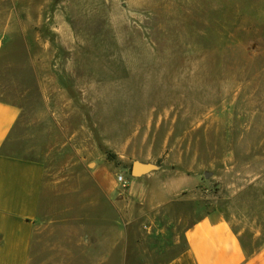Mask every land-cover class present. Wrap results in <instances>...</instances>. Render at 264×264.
I'll use <instances>...</instances> for the list:
<instances>
[{
    "label": "rangeland",
    "instance_id": "1",
    "mask_svg": "<svg viewBox=\"0 0 264 264\" xmlns=\"http://www.w3.org/2000/svg\"><path fill=\"white\" fill-rule=\"evenodd\" d=\"M11 4L26 29L0 67V95L24 109L16 151L30 142L37 113H50L40 85L49 80L70 84L77 123L89 113L110 146L139 128L155 146L138 145L137 156L200 177L199 197L169 215L133 219L126 208L124 264H161L183 247L187 225L214 209L245 224L246 201L264 199V0H0V26ZM93 131L88 150L103 142ZM111 150L76 170L78 188L53 193L30 264H91L85 242H99L102 222L98 209L85 222L87 175L110 165L115 181L132 179V162Z\"/></svg>",
    "mask_w": 264,
    "mask_h": 264
},
{
    "label": "crops",
    "instance_id": "2",
    "mask_svg": "<svg viewBox=\"0 0 264 264\" xmlns=\"http://www.w3.org/2000/svg\"><path fill=\"white\" fill-rule=\"evenodd\" d=\"M9 9L8 18L0 26V67L10 51V41L26 35L25 23L14 12L16 7L11 4ZM35 62L39 78H44L42 59ZM40 85L43 109L46 103L50 113H37L31 140L20 151L13 148L12 137L24 109L0 95V264L31 263L34 233L49 213L53 193L60 188H78L77 169L104 160L106 149H112L118 159L124 157L131 162L151 163L153 155H136L138 145L150 143L138 136L139 128L118 136L117 145L110 146L107 127L102 131L100 123L92 124L89 113L82 111L77 123V103L70 84L61 87L57 82L41 80ZM87 128L96 129L94 138L99 134L103 138V142L95 139L96 146L91 150L85 146L89 142ZM150 144L155 146L154 140ZM109 168L98 165L87 175L90 190L84 194L85 222L89 216L98 217L90 214L92 209L99 210L102 222L99 242H85V260L91 264L125 263L126 208L133 219L155 220L162 214L169 215L176 202H193L199 197L198 175L180 171L170 174L169 169L160 166L132 176L124 193ZM246 209L244 225L240 218L220 209L203 213L184 229L183 247L161 264H264V199H249ZM93 249L94 254L99 250V256L92 255Z\"/></svg>",
    "mask_w": 264,
    "mask_h": 264
},
{
    "label": "water",
    "instance_id": "3",
    "mask_svg": "<svg viewBox=\"0 0 264 264\" xmlns=\"http://www.w3.org/2000/svg\"><path fill=\"white\" fill-rule=\"evenodd\" d=\"M156 169V166L151 163H142L139 161H133L131 164V176H140L142 174H145L147 172H150L151 170ZM208 174V173H207Z\"/></svg>",
    "mask_w": 264,
    "mask_h": 264
},
{
    "label": "built area",
    "instance_id": "4",
    "mask_svg": "<svg viewBox=\"0 0 264 264\" xmlns=\"http://www.w3.org/2000/svg\"><path fill=\"white\" fill-rule=\"evenodd\" d=\"M116 182L122 188H127L130 184V181L123 174H116Z\"/></svg>",
    "mask_w": 264,
    "mask_h": 264
}]
</instances>
